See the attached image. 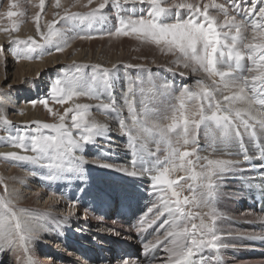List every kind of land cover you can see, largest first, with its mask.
<instances>
[{
  "label": "bare ground",
  "instance_id": "bare-ground-1",
  "mask_svg": "<svg viewBox=\"0 0 264 264\" xmlns=\"http://www.w3.org/2000/svg\"><path fill=\"white\" fill-rule=\"evenodd\" d=\"M101 2L102 0H93L89 4L88 0H59L57 7V0H44L45 6L41 10L40 0H0V48L6 50L3 53V62H0V99L7 98L4 99L6 104L4 114L10 122L0 123V153L17 152L22 155H36L13 147L8 142L9 136L23 134L27 143V137L35 135L33 129L37 123L59 124V116L54 113L64 115L68 108L75 109L76 104L90 105L86 116L88 122L94 121L106 125L107 128L105 137H96L97 143L86 145L84 148L83 156L88 163L84 165L86 180L83 181L71 179L72 173H65L68 177L65 179H49L47 168L27 162L6 161L0 157V196L6 197L12 209L16 211L21 220L19 236L24 237L22 240L14 237L18 241L15 250L3 248L0 251V264H27V256L21 247L24 244L31 248V258L35 264H93L88 261L95 260L98 264H103L101 262L104 261H109L107 264H118L121 259H126L128 264H165L168 261L169 253L164 249L171 238L163 239L160 244L161 254L152 262L145 259V250L141 243L154 241L158 232L163 238L164 230L160 228L161 224L151 236L146 237L145 241L141 239L142 232L137 231L139 222L133 226L136 223L134 216L140 213L142 206L145 207L146 202L147 204L151 202L141 219L148 214V209L154 203L156 197L150 198L151 175L159 174V170L167 166V161L160 165L159 169H153L144 177L129 176L112 168L99 167L93 161L100 160L117 166H129L132 160L128 137L120 126L121 120L129 127L132 126V116L124 103L126 89L129 86L135 93L133 101L138 123H143L144 113L148 111L150 113L148 128H152L153 125L165 127L172 122L174 115L179 114L183 89L187 87L189 92L199 91L198 81L210 85L211 80L207 74L194 62H188V66L185 67V61L178 52L170 53L163 46L144 43L132 35H109V32L114 33L117 26L116 13L111 5L103 10L107 14L106 21L93 27L78 24L74 31L66 33L62 38L58 37L57 40L62 45L61 51H56L52 45H44L29 53L21 51L24 45L12 43L13 40L31 38L43 45L40 33H46L47 24L59 19L57 13L63 15L65 10L70 13H87L97 8ZM162 2L164 6L187 2L198 4L203 8L204 4H211L212 0H162ZM239 2L243 8L251 5L255 0H239ZM12 3L16 4V8H10L9 5ZM215 3L224 4L229 15H235L237 20L242 19L243 14L234 12L228 0H215ZM19 5L22 7H19L21 11L17 10ZM259 6L257 3V7ZM136 7L145 8L147 5L137 4ZM8 11H15L18 15L9 19L5 15ZM171 11L175 13L177 10L172 8ZM209 12L216 14L218 21H222L223 15L217 14L218 10L210 7ZM142 14L137 13V15ZM187 14L186 9L180 10L182 19L186 18ZM37 16L40 17V32L37 31ZM169 19L172 20L174 17ZM62 23L63 21L55 27L59 29ZM84 35H90L92 38H80ZM17 52L20 54L17 55ZM245 63L250 61L246 58ZM100 69H108L116 73V78L109 81L111 88L107 91L103 84L99 83ZM57 79L62 82H72L78 92H87L91 89L100 96V99L80 95L63 104L58 103L52 99V94L49 92L50 85ZM164 84L168 87L164 88ZM109 94L120 108L118 114L97 107L101 102H109ZM45 97L49 99L48 107L52 108V113H49L42 103L35 105L31 103L33 100H42ZM198 102L195 97H184L185 107L189 110ZM236 107L244 106L237 104ZM254 107L259 106L254 105ZM205 110L207 111V108ZM72 115L73 113H68L64 120L65 125L70 128ZM132 131L137 132V128L132 127ZM78 132L79 130L72 128L73 137L76 139L79 138ZM177 132H180L179 128L169 134L173 145L176 144ZM43 134L55 135L51 130H43ZM139 135L140 143L145 145L141 150L138 143L140 154L151 161L156 157H148L147 153L155 152L163 161L168 146L165 142H160L157 151L156 141L159 140V134L153 131L141 132ZM145 137L148 139L145 140ZM244 139L247 147L249 138L245 136ZM196 141L195 145L178 146L181 151L187 150L192 153L186 159L192 161V170L195 172L200 173L208 160L232 159L239 161L243 169L236 174H224L220 195L214 204L220 217L226 216L230 219L224 223L220 221L222 219H217L216 224L221 228L222 239L234 247L222 248L218 255L214 256L215 259L211 254L206 261L210 264H218V262L219 264H264V254L253 253L254 250L264 253V247L254 246L245 240L246 238L224 235L227 232L245 235L264 233V220L261 219L264 217V205L248 206L246 199L248 194L241 183L237 182L240 177L246 178L249 175L243 155L238 154L234 148L229 149L230 152H222L215 145L209 147L210 140L204 135L203 125ZM260 142L264 143V137L260 138ZM249 155L257 157L259 150L254 151L249 148ZM189 176L190 172L185 173L180 170L169 173L170 179L185 177L180 180V184L185 186L181 198L194 195L187 186L193 183ZM199 183V180L195 182L196 185ZM5 186L7 192L4 191ZM199 191L200 188L195 187V192L199 193ZM119 202H123L129 208L131 214L129 218L125 217V214H118ZM77 210H81L83 216L77 214ZM184 210L200 215L208 211L207 208H198L191 203L185 205ZM2 211L0 209V212ZM148 215L151 218L154 214ZM165 215L167 217V213ZM66 216L69 217L68 221L73 220L78 229L82 228V233L85 234L68 227V221H63ZM204 218L205 222H209L206 216ZM199 220L200 216L197 215L194 222L199 223ZM151 227H147L146 230ZM27 229L38 233L39 239L31 240ZM92 233H95L93 236L99 239V244L97 240H91ZM104 233L107 235L104 236ZM101 236L104 238H100ZM46 240L51 243L43 247ZM89 241L90 244H87L86 242ZM0 242H2V233H0ZM63 243L73 244L74 251H61L63 249L60 245ZM94 247L95 249L91 250ZM83 250L91 254L87 257L89 260L83 259L86 258L85 254L88 255ZM210 251L214 250L205 249L202 255H209Z\"/></svg>",
  "mask_w": 264,
  "mask_h": 264
},
{
  "label": "snow or ice",
  "instance_id": "snow-or-ice-1",
  "mask_svg": "<svg viewBox=\"0 0 264 264\" xmlns=\"http://www.w3.org/2000/svg\"><path fill=\"white\" fill-rule=\"evenodd\" d=\"M93 0H88L91 4ZM232 9L236 13H242V19L237 20L235 15H229L228 9L222 3L204 4L201 8L198 4L180 2L164 6L162 0H102L97 8H93L87 13H70L65 10L61 15L57 13L58 20L47 24V32H41L43 45L35 39L13 40V44L24 45L21 51L33 52L37 47L52 45L56 51L62 50L57 40L66 33L74 31L78 24L93 26L107 20V14L103 10L109 5L115 10L116 24L115 31L109 35L135 36L144 43L163 46L170 53H179L185 61L194 62L195 65L204 71L211 84L198 81L199 91L189 92L187 87L183 89L178 115L172 117V122L165 127L148 128L150 113L145 111L143 123H138L137 113L133 96V88L126 89L124 103L128 107L132 116V126L129 127L120 121L121 128L128 137L132 160L129 166H117L100 160L93 161L99 167L112 168L125 175L134 177H144L153 169H159L160 165L167 161V166L159 170V174H152L150 179V194L156 199L148 209L149 217L146 214L138 223V232H143L147 227L155 224L156 220L167 213V217L162 221L160 228H163V238L157 235L154 241L143 244L145 254L154 250L163 239H168L169 244L165 246V251L169 253L168 261L165 264H210L205 261L203 252L205 249H212L217 254L220 249L234 247V245L224 241L221 235V228L216 224L217 219L222 217L216 212L214 204L220 195V187L225 173H239L243 169L239 161L232 159L208 160L203 165L200 173L192 170V161L187 160L192 153L187 150L181 151L183 145H195L196 137L200 134L201 125L204 126V135L209 138V147L215 145L222 152H230L229 149H236L238 154L243 155V159L249 163L258 158L264 160V143L260 138L264 137V0H255L254 3L246 7H241L239 0H228ZM257 3L260 5L257 7ZM139 5H147L145 8H137ZM131 5V7H125ZM16 8V4L9 5ZM44 0H40L39 8L44 9ZM59 7V0H57ZM218 10L217 14H222V21H218L216 14H211L209 8ZM172 8L177 11L173 13ZM186 9V18L180 17V10ZM143 13L137 15V13ZM124 13V15H121ZM5 15L11 19L18 15L15 11H8ZM170 17L174 19L170 20ZM40 17H36L37 31L40 32ZM61 27L57 29L56 24ZM80 38L90 39V35ZM6 50L0 48V62H3V53ZM20 53L17 52V55ZM250 63H245V59ZM128 67H132L128 65ZM101 80L105 91L111 88L110 80L116 78L115 71L100 69ZM216 77L219 79L217 80ZM63 85V86H62ZM168 85L164 84V88ZM141 90H143L141 88ZM52 99L58 103H65L73 97L89 95L99 100L100 96L89 89L87 92L76 91L72 82L57 79L49 87ZM195 97L198 103L189 110L185 107L184 97ZM222 98V99H221ZM7 99V98H4ZM4 99H0V123H10L5 113L6 104ZM206 102V103H205ZM33 105L42 103L49 113L52 108L48 107L49 99L31 101ZM244 107H236V105ZM254 105H258L255 108ZM105 111H113L117 114L120 111L115 100L101 102L97 105ZM207 108V111L205 110ZM90 105L76 104L75 109L68 108L64 115L54 113L59 116V124L37 123L33 129L35 135L27 137L25 135L9 136L8 142L25 152H33L36 155H22L17 152L0 153L6 161L27 162L38 164L42 168L49 170V179H65V173H72L71 179L86 180L84 165L88 161L83 156L86 145L97 143L96 137H105L107 134L106 125L96 122L89 123L86 116L89 113ZM68 113H73L71 118V128L64 123ZM258 126V127H257ZM30 127V126H26ZM132 127L137 128V132L132 131ZM72 128L79 130L76 139L73 137ZM176 144L173 145L170 133L176 132ZM43 130H51L55 135H44ZM157 132L159 143L165 142L168 146L167 155L162 161L155 152H148V157H156L154 160H147L138 151L141 132ZM248 136V146L245 145L244 137ZM148 138L145 137V140ZM140 143V149L144 148ZM180 146V147H178ZM107 146H105V149ZM249 148L254 151L259 150V155L253 157L249 155ZM79 153V155H77ZM45 161H48L45 163ZM178 162V163H177ZM264 167V165H261ZM131 169V170H130ZM177 170L190 172L188 177L193 183L188 184V188L194 193L191 197H182L184 185L180 184L181 179H170L169 173ZM35 175V173H33ZM215 178V179H214ZM199 180L198 185L195 182ZM195 185V186H194ZM195 187H199V193L195 192ZM8 191L7 186L4 189ZM192 204L198 208H207L203 215L185 212L184 206ZM0 251L3 248L15 250L18 241L14 237H20L21 220L17 216L7 201V198L0 196ZM87 210V209H86ZM200 216V223L194 222L196 216ZM209 222H205V218ZM264 220V217L261 218ZM190 224V227H189ZM31 240L39 239L38 233L32 229H27ZM224 235L232 238H247L264 240V233L245 235L243 233L227 232ZM22 251L27 256V264H35L31 258V248L24 244ZM118 264H128L126 259H121ZM219 264V262H218Z\"/></svg>",
  "mask_w": 264,
  "mask_h": 264
},
{
  "label": "rangeland",
  "instance_id": "rangeland-1",
  "mask_svg": "<svg viewBox=\"0 0 264 264\" xmlns=\"http://www.w3.org/2000/svg\"><path fill=\"white\" fill-rule=\"evenodd\" d=\"M251 1H252V0H251ZM19 7H21V5H19V6L17 7V8H18L17 10H18V11H21V8H22V7H21V8H19ZM93 26H94V25H93ZM93 26H92V27H93ZM11 80H12V79H11ZM13 105H14V104H13ZM125 165H127V164L125 163ZM128 165H129V164H128ZM22 191L24 192V190H22ZM76 212H77V214L80 213V215L83 216V214H82L83 212H82L81 210H77ZM225 217H226V216L222 217V218H221L222 220H220V221H222L223 223L226 222V221H228V220L230 221V219H228V217H226V219H225ZM67 218H69V217H67V216L64 217L63 221H64V222H67V221H68ZM112 219H113V218H112ZM72 221H73V220H72ZM72 221H68V222H67V223H68V227H71V228L75 229L76 231L82 233V228H79V229H78L77 226H76ZM220 221H219V222H220ZM222 222H220V225H222ZM67 223H66L65 225H67ZM196 223H198V221H197ZM199 223H200V220H199ZM199 223H198V224H199ZM189 225H190V224H189ZM189 227H190V226H189ZM82 234H85V233H82ZM93 234H95V233H92V236H91V234H89V235L91 236V238H92L91 240H94V241L97 240V242H98V244H99V239H96V238L93 236ZM106 235H107V234L104 233V236H106ZM108 236H109V235H108ZM114 236H115V235H114ZM73 238H75V236H74ZM100 238H104V237L101 236ZM51 241H52V240H51ZM54 241H55V240H54ZM73 242H74V241H73ZM50 243H51V242H49V240L44 241V244H45V245H43V247H45V246H49ZM53 243H54V242H53ZM86 243H87V244H90V241H89V242H86ZM72 245H73V244H72ZM72 245H70V244H66V243H63V245H60V246L62 247V249H63V250H61V251H74ZM99 246L101 247V245H99ZM104 246H105V245H102V247H104ZM77 249H78V248H77ZM93 249H95V247L92 248L91 250H93ZM80 250H81V249H80ZM83 251H85V250H83ZM85 252H87V251H85ZM87 253H88V252H87ZM90 255H91V254L88 253V255H87V254L84 255L86 258H83V257H81V256H80V258L88 259V260H89V258H87V257H89ZM88 262H89V263H93V264H98V263H95L96 260H95V261H88ZM108 262H109V261H104V262H101V263H103V264H107Z\"/></svg>",
  "mask_w": 264,
  "mask_h": 264
}]
</instances>
